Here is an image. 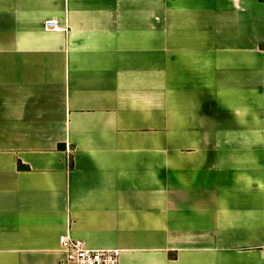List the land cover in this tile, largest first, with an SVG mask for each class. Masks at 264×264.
I'll return each mask as SVG.
<instances>
[{
	"label": "crops",
	"instance_id": "obj_1",
	"mask_svg": "<svg viewBox=\"0 0 264 264\" xmlns=\"http://www.w3.org/2000/svg\"><path fill=\"white\" fill-rule=\"evenodd\" d=\"M62 235L264 264V0H0V264Z\"/></svg>",
	"mask_w": 264,
	"mask_h": 264
},
{
	"label": "built area",
	"instance_id": "obj_2",
	"mask_svg": "<svg viewBox=\"0 0 264 264\" xmlns=\"http://www.w3.org/2000/svg\"><path fill=\"white\" fill-rule=\"evenodd\" d=\"M56 24L49 21L46 29H56ZM59 252L62 255L61 264H119L120 253L118 250H94L88 248L81 240H76L66 235L58 238ZM264 260V243L261 247Z\"/></svg>",
	"mask_w": 264,
	"mask_h": 264
}]
</instances>
